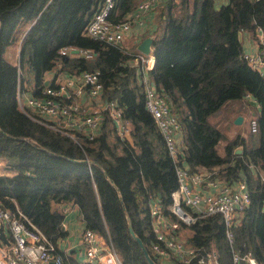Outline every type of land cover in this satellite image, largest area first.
I'll return each instance as SVG.
<instances>
[{
	"label": "trees",
	"instance_id": "1",
	"mask_svg": "<svg viewBox=\"0 0 264 264\" xmlns=\"http://www.w3.org/2000/svg\"><path fill=\"white\" fill-rule=\"evenodd\" d=\"M103 1L0 0V161L15 173L0 175V208L14 216L20 212L59 253L66 232L63 215L52 205L70 202L78 206L85 228L109 240L123 264H148L129 233L127 215L151 259L161 264L150 249L149 204L159 200L168 214L181 155L177 161L170 157L145 109L134 54L84 35ZM138 1L114 0L109 20L124 21ZM158 10L163 33L152 42L154 66L148 76L180 124L183 159L190 172L204 169L227 184L243 181L250 197L231 227V243L220 215L190 224L175 216L177 234L183 231V241L196 252L215 251L220 264H247L234 263V254H250L264 264V188L258 178L264 168V77L242 59L239 41L241 32L264 29V0H227L218 7L214 0H166ZM21 27L27 28L24 35ZM21 36L17 66L5 53ZM64 47L89 50L93 57L60 56ZM57 67L67 74L97 71L101 97L115 101L131 139H120L107 116L95 138L76 135L74 142L21 112L17 82L39 95L46 74ZM246 100L258 105L257 130L229 139L232 118L244 111ZM219 142H224L222 156ZM239 147L242 152L235 154ZM61 258L67 264H93Z\"/></svg>",
	"mask_w": 264,
	"mask_h": 264
},
{
	"label": "built area",
	"instance_id": "2",
	"mask_svg": "<svg viewBox=\"0 0 264 264\" xmlns=\"http://www.w3.org/2000/svg\"><path fill=\"white\" fill-rule=\"evenodd\" d=\"M165 1L139 0L127 19L113 23L109 20V16L114 6V0H104L87 24L84 35L107 44L120 45L127 35L130 28L129 22L132 18L138 19L140 15L146 14ZM253 34V50L243 52L242 59L251 70L264 77V29L257 26ZM241 35L245 36L246 32H241ZM247 35L250 36L248 32ZM71 50L73 48H60L58 54L68 56L71 54ZM77 50V55L84 58L93 57L89 50ZM133 65L138 66L141 71L145 109L152 116L168 154L174 161H177L181 148L184 149V143L178 138L180 124L170 111L165 98L159 94L145 75L154 66V56L153 54H134ZM53 72L56 79L62 75L58 67ZM66 76L58 84L44 85L39 95L29 94L28 91L25 93L24 90H27L25 84H20L18 81L16 99L21 111L33 121L67 136L74 142H77L76 135H83L88 140L95 138L100 133L104 118L107 116L117 136L120 139H125L130 130L129 122L122 119L121 111L115 101H105L102 112L94 111L81 116L76 102H64L62 99V97L70 98L68 90L72 88H74L75 96L87 94L92 98L99 97L102 90L99 73L83 71ZM246 98L251 100L248 95ZM249 130L252 133L257 130L255 118L249 120ZM211 175L210 172H190L189 169L178 165L176 168L178 186L171 193V203L167 207L168 214L164 212L159 200L149 204V216L154 236L150 249L160 261L167 264L175 262L191 264L193 261L196 264H220L215 251L196 252L195 249L178 238L179 222L174 219L176 216L183 223L190 224L200 218L220 215L226 229V238L231 243V227L234 225L238 213L249 205V193L243 181L238 180L233 184H227L218 179H212ZM258 178L264 188V168L258 173ZM203 183L208 186V189H201ZM0 222L7 225L12 239L11 245L4 248L0 254V264H67L58 253H55L53 245L41 230L20 212L14 216L0 208ZM80 242L87 262L123 264L110 241L94 231L85 228L81 234ZM240 259L247 264H257L250 254H246L242 258L236 254L232 257L234 263Z\"/></svg>",
	"mask_w": 264,
	"mask_h": 264
},
{
	"label": "crops",
	"instance_id": "3",
	"mask_svg": "<svg viewBox=\"0 0 264 264\" xmlns=\"http://www.w3.org/2000/svg\"><path fill=\"white\" fill-rule=\"evenodd\" d=\"M215 1H216L215 6H217V7L222 5V4L227 3V0H224V3H223V0H215ZM160 6L155 7L153 10L147 12L146 14L140 15V17L138 19L132 18L130 20V22H129L130 28L127 32V35L122 40V42L120 43L122 48L125 49L126 53H129L130 55L138 54L139 52L136 50L137 46L145 38L151 37L154 40V37H160L162 35L163 29H162V23L161 22L159 23V10H158ZM129 15H130V13L126 16V19L128 18ZM26 29H27L26 27H21L19 30V33L20 34L23 33V35H24ZM248 34H250L251 38L249 35H247V32H246L245 36H243L241 34L239 36V41L242 45V52H251L253 50L254 42L252 41V38H253L254 34H253V32L248 33ZM21 39H22V36L18 40L17 43L9 46L6 50V53H5L6 58L14 65H18L19 49H20ZM73 49H75V48H73ZM151 49H152V44H151ZM150 54H153V53H150ZM71 55L72 56H78L77 54H73V53L69 54L68 56H71ZM61 73H62V75L57 79H56L53 71L50 73H47L45 76V82L47 81V84H58L65 77H67L66 76L67 73H64L62 71H61ZM145 75L148 77V79H150L147 73ZM71 77H73V76H71ZM26 91H28L29 94L31 93L29 91V88L27 90H24L25 93H26ZM73 91H74V88L68 90L70 98L62 97V99L64 102H76L79 106L81 116L88 114V113H91V112H94V111L102 112L103 111V105L105 104L104 102L109 101V100H103L101 95L97 98L89 97L87 94H84L82 96H75ZM247 100L242 102L241 107L244 109V111L238 115L234 114V116L232 118L233 119L232 125H231L230 130L227 133V137L229 139L233 138L237 134H240L241 136L246 137L247 132L249 130V120L251 118L256 119V116L258 115V112H259L258 105L250 102L252 104V106H249ZM16 104H17L18 109L21 111V109L18 106L17 99H16ZM221 114H222V112L219 111L217 114H215L214 118L221 115ZM238 116L241 117V123L235 124L234 121ZM110 124L114 130V133L116 134V131H115L111 122H110ZM244 127H245V130H243ZM101 129L99 132H101ZM234 129H236V130H234ZM178 138L180 141L183 142L181 131L178 134ZM125 139H127V140L131 139L129 132H128V134H126ZM218 144H217V146H218ZM216 150H217V147H216ZM217 153L219 154L218 151H217ZM223 154H224V152H223ZM223 154H219V155L222 156ZM180 155H181L180 165L182 166V168L188 169V166L183 159V149L182 148H181ZM199 171L200 172H206V170H204V169H199ZM14 174H15L14 171L7 170L5 168V162L3 160H1L0 161V175L11 176ZM201 189H208V186L203 183L201 186ZM52 207L55 209H58V211H60L61 214L63 215V223H62L61 230L66 232V235L64 236V238L57 245V248L59 250L58 254L62 257H70V258L75 259L77 261L87 262L85 260V257H84L83 246L80 242V237H81L83 230L85 229V225H84V222L82 220L81 213H80L78 206L69 202V203H63L61 205H52ZM181 234H183V236H184L183 231H179L177 234L178 238H180V239L182 237ZM0 236L3 239V240H1V238H0V254H1L3 249L6 248V245L3 241L7 240L10 242V244L12 242L8 227L6 224H4L2 222L0 223ZM161 264H167V263L164 261H161Z\"/></svg>",
	"mask_w": 264,
	"mask_h": 264
},
{
	"label": "water",
	"instance_id": "4",
	"mask_svg": "<svg viewBox=\"0 0 264 264\" xmlns=\"http://www.w3.org/2000/svg\"><path fill=\"white\" fill-rule=\"evenodd\" d=\"M239 36H240V34H239ZM152 41H153V39H152L151 37L145 38V39H144V40H143V41L137 46V49H136V50H137L139 53H142V54H144V55H148V54H150V53H153V50L151 49ZM71 53H73V54H77V53H78V50H77V49H73V50H71ZM44 84L47 85V81H46ZM234 123H235V124H240V123H241V117L238 116V117L235 119ZM241 152H242V148H241V147L236 148L235 151H234L235 154H239V153H241ZM124 213H125V212H124ZM125 215H126V213H125ZM126 218H127V227H128L129 233H130L131 237H132L135 241H137L138 245L140 246V248H141V250H142V252H143V254H144V258H145L146 262H147L148 264H156V263L151 259V257L149 256L147 250L144 248V246H143V244L141 243V241L139 240V238H138V237L134 234V232L132 231V229H131V225H130V222H129V219H128V216H127V215H126ZM0 223H1V222H0ZM62 229H63V228H62ZM0 238H1V236H0ZM1 240H3V239L1 238ZM3 242L5 243L6 247H9V246L11 245L10 242L7 241V240H4Z\"/></svg>",
	"mask_w": 264,
	"mask_h": 264
},
{
	"label": "rangeland",
	"instance_id": "5",
	"mask_svg": "<svg viewBox=\"0 0 264 264\" xmlns=\"http://www.w3.org/2000/svg\"><path fill=\"white\" fill-rule=\"evenodd\" d=\"M214 2H216L215 0H214ZM223 3H224V0H223ZM245 114V113H244ZM244 125V124H243ZM234 130H236V129H234ZM243 130H245V127H244V129ZM224 142H219V144H218V146H217V151L219 152V154H223V152H224ZM182 235V237H181V239L182 240H184L183 238H184V236H183V234H181Z\"/></svg>",
	"mask_w": 264,
	"mask_h": 264
}]
</instances>
